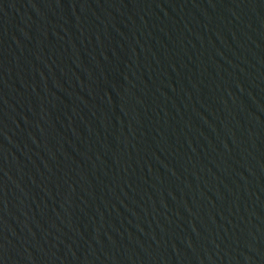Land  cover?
Listing matches in <instances>:
<instances>
[{
  "label": "water",
  "instance_id": "95a60500",
  "mask_svg": "<svg viewBox=\"0 0 264 264\" xmlns=\"http://www.w3.org/2000/svg\"><path fill=\"white\" fill-rule=\"evenodd\" d=\"M0 264H264V0H0Z\"/></svg>",
  "mask_w": 264,
  "mask_h": 264
}]
</instances>
